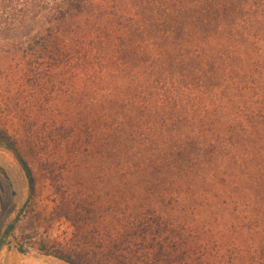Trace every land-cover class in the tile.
<instances>
[{"label":"trees","instance_id":"obj_1","mask_svg":"<svg viewBox=\"0 0 264 264\" xmlns=\"http://www.w3.org/2000/svg\"><path fill=\"white\" fill-rule=\"evenodd\" d=\"M8 2L29 32L2 48L16 86L2 108L34 140L51 217L72 228L43 255L264 264V0ZM9 147L31 197L32 168Z\"/></svg>","mask_w":264,"mask_h":264},{"label":"rangeland","instance_id":"obj_2","mask_svg":"<svg viewBox=\"0 0 264 264\" xmlns=\"http://www.w3.org/2000/svg\"><path fill=\"white\" fill-rule=\"evenodd\" d=\"M3 1V5L1 4ZM9 0H0V91L12 89L15 56L13 51L4 48L11 42L24 41L29 30L23 29L19 23L13 24L12 14L6 10ZM40 0H22V2ZM38 11V10H36ZM37 16L38 13L36 14ZM31 29L36 28L33 26ZM0 97V240L7 226L17 217L20 221L16 230L4 241L0 251V264H66L53 257L43 255L40 245L43 238L62 239L72 233V228L63 219H53L51 213L55 205L51 187L43 176L40 157L36 154L33 138L26 137L23 125L15 115L8 114L2 108ZM17 143L23 156L28 161L35 176V192L30 197L27 174L16 158L9 144ZM3 169V172L1 171ZM4 173V174H3ZM31 235L26 238L25 235ZM21 242L27 248L20 252L16 243Z\"/></svg>","mask_w":264,"mask_h":264}]
</instances>
